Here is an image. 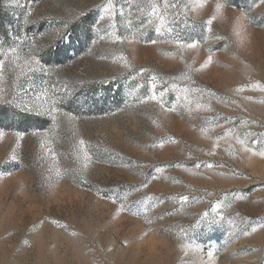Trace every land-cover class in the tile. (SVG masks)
Here are the masks:
<instances>
[{"label":"rangeland","instance_id":"374dc122","mask_svg":"<svg viewBox=\"0 0 264 264\" xmlns=\"http://www.w3.org/2000/svg\"><path fill=\"white\" fill-rule=\"evenodd\" d=\"M2 14L0 264H264V0Z\"/></svg>","mask_w":264,"mask_h":264},{"label":"trees","instance_id":"16d2710c","mask_svg":"<svg viewBox=\"0 0 264 264\" xmlns=\"http://www.w3.org/2000/svg\"><path fill=\"white\" fill-rule=\"evenodd\" d=\"M3 15L4 14H2V16ZM5 22H6V17H4V16L0 17V27H1V29L3 28V30H5V27H4L5 26ZM93 90H94L93 86H87L86 89H84V91L86 93L93 92ZM113 90H114L113 86H108V87H106L104 89V93H105L106 99H105L103 105H98V103L93 101V97L90 98V99H88V97H87V99L85 101H83L84 103H82L84 106L86 105L84 107V108H86V111L88 110V111L98 112L100 109H104V108L109 107L111 105L112 106L114 104L118 105V103H119L118 99H117L116 102L110 103V101H111L110 100L111 99V93L113 92ZM100 106H102V107H100ZM5 115H6V113H4V111H0V122H6L7 119H8L7 122L12 123L13 125L20 124L21 126H29V125L32 124V120L26 119L24 122H22L20 120H23V119H19L18 117H15V116H12V117L8 116L9 118H6ZM34 121H36L35 126H37L40 129L44 128V127H47L48 124H49L48 120H45V119H37V120L34 119ZM21 128H26V127H21Z\"/></svg>","mask_w":264,"mask_h":264},{"label":"snow or ice","instance_id":"6c2138e0","mask_svg":"<svg viewBox=\"0 0 264 264\" xmlns=\"http://www.w3.org/2000/svg\"><path fill=\"white\" fill-rule=\"evenodd\" d=\"M152 98H153V99H155V97H154V96H153ZM208 166H209V167H212V165H208Z\"/></svg>","mask_w":264,"mask_h":264}]
</instances>
